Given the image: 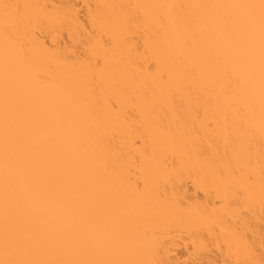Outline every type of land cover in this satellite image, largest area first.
<instances>
[{
  "label": "bare ground",
  "instance_id": "obj_1",
  "mask_svg": "<svg viewBox=\"0 0 264 264\" xmlns=\"http://www.w3.org/2000/svg\"><path fill=\"white\" fill-rule=\"evenodd\" d=\"M0 264H264V0H0Z\"/></svg>",
  "mask_w": 264,
  "mask_h": 264
}]
</instances>
